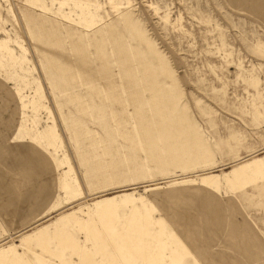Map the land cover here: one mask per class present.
<instances>
[{
  "label": "rangeland",
  "instance_id": "1",
  "mask_svg": "<svg viewBox=\"0 0 264 264\" xmlns=\"http://www.w3.org/2000/svg\"><path fill=\"white\" fill-rule=\"evenodd\" d=\"M0 264H264V0H0Z\"/></svg>",
  "mask_w": 264,
  "mask_h": 264
},
{
  "label": "bare ground",
  "instance_id": "2",
  "mask_svg": "<svg viewBox=\"0 0 264 264\" xmlns=\"http://www.w3.org/2000/svg\"><path fill=\"white\" fill-rule=\"evenodd\" d=\"M53 131H50L49 129L44 128L42 131H40L38 134L39 136H41L42 138L48 140V139H52L53 137Z\"/></svg>",
  "mask_w": 264,
  "mask_h": 264
}]
</instances>
